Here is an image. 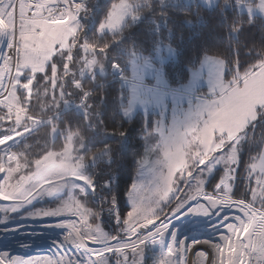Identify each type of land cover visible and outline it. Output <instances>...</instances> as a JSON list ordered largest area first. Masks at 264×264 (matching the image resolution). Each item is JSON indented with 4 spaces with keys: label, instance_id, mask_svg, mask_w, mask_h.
I'll return each mask as SVG.
<instances>
[{
    "label": "rangeland",
    "instance_id": "obj_1",
    "mask_svg": "<svg viewBox=\"0 0 264 264\" xmlns=\"http://www.w3.org/2000/svg\"><path fill=\"white\" fill-rule=\"evenodd\" d=\"M41 1L36 6H30L23 0H0V36L4 39L0 38L2 42L0 44V83L10 84L11 86L8 97L0 98V107L6 106L9 114H15L17 125H20L21 121L26 124L27 119L30 118L28 113L21 115L13 108L15 89L20 84L22 74L26 70L31 73L45 72L44 70L50 63L52 56L60 47L68 50L74 48L75 43H72V40L79 28L74 23L75 17L72 13V5L62 2V0H59V2L58 0ZM168 2L198 4L213 8L218 5L219 0H168ZM139 5L140 3L132 4L128 0L115 2L109 9L107 18L98 25L97 33L100 35H119L128 20L132 19L135 24H138L141 17L134 12ZM15 6L17 9H15ZM51 7H57L60 10L59 15L54 12L49 13ZM253 9L241 7V10L246 12H253ZM15 10L17 11L18 28L16 43L12 46ZM254 11H260L264 15V0L260 2V6L256 7ZM117 13L120 14L119 22L112 26ZM262 17L264 18V16ZM93 50L92 46H85L84 51L87 56L84 57L83 75L89 73L97 64L98 58L94 55ZM13 55L15 67L14 71L13 69L11 71ZM133 57L128 66L129 76H124L123 69L116 63L111 67V74L113 80L121 81L128 89V104L123 110L125 117L132 118L139 112L146 117L152 116L155 134L146 137L150 145L141 159L135 181L128 194V205L130 207L128 217H131L132 212L135 211L133 208L139 203L141 191L154 192L162 183L161 175L168 172L175 174L174 168L186 170L191 165L192 172H189L188 175L196 174H194L193 181L188 187L187 199H184L185 193L181 189L180 196H177L171 205L176 203L174 206L179 205L180 208H183L189 201H195L204 195L206 183L212 177L211 175L216 172V169L219 168H223L224 173L221 174V180L217 185V196L222 194V187L231 194L235 183L236 168H230V155H235L236 145H238L237 150H240V145L245 138L248 139L249 133L247 136V130L251 129V125L256 120V111L260 110L262 114L264 113V65L252 73L253 76H248V79L244 78V82L240 81L243 82L241 84L233 76L228 77L227 67L223 60L206 56L196 69L190 71V77L186 83L173 88L167 83L161 66L176 58L175 50L172 47L160 46L151 56L143 57L136 53ZM96 69L100 73H104L106 66L103 63L97 64ZM137 75L143 77V84L145 85L143 94L145 98L151 97L153 102L143 105L138 104L133 107L130 105V101L133 93L134 77ZM93 90L95 89L86 91L81 102L76 105L44 121L39 120L31 127L26 124L27 128L33 131L56 118H60L61 115L71 109L82 108L85 97ZM9 97L12 99H9ZM157 99L162 102L159 106L155 103ZM165 99L167 103H163ZM19 135L23 138L25 133H19ZM11 139L12 137L0 139V173H6L3 177V188L0 189V196L2 194L3 198H5V193L10 190L15 191L21 182L26 181L28 177L35 174L40 164H38L34 173L26 175L23 173L17 177L19 169L14 168L17 165L13 147L18 142L11 147H4ZM231 142L235 143L231 144L232 151L229 152L227 150ZM262 142L263 146L260 152L253 157V161L249 166L248 181L250 184L260 164L264 163V137ZM74 147L76 148L75 144ZM67 151L68 149L63 152L49 154L48 157L42 160L57 156L64 160L63 153ZM75 155L81 157L79 154L75 153ZM11 160H13L14 166L9 168L6 161L10 166ZM206 160L211 161V163L205 169H200L197 161L203 164ZM66 163L74 167L79 163V160L73 159ZM230 170L234 173L233 176L228 175ZM82 173L84 176H78L76 179L83 178L85 183L92 187L84 171V163ZM53 179L57 182H65L64 176H56ZM255 179L259 182V177H255ZM229 181H232V183L230 184ZM31 187L34 188L35 184ZM79 187V184L66 187L59 196L55 197L38 194L32 198L30 203L16 205L18 210H22L44 200L47 203L44 209L34 211L32 213L33 217H24L22 220L12 221L13 223L10 224L0 223V240L5 241L3 243L4 253L7 255L0 264H14L12 262L20 264L21 261H23V264H28L27 259L32 258L35 260L40 257H50L56 251L57 242L62 240L66 234L65 229L58 226L59 221L56 219L61 213L58 211L53 212L51 209L56 206L60 199H67L69 195L80 198V193L77 191ZM47 190L41 189L42 192ZM252 193V199L256 203V211L252 212V216L256 217L259 212L260 216L264 217V211L260 210V206L264 201L257 200L258 193L255 189L252 190ZM90 194L91 191L87 193L86 197ZM24 199L27 200V196ZM229 199H231L230 195ZM224 203H236V201L225 200ZM201 208L203 211L196 208V214L205 218L197 230L196 244L191 247L190 254L186 259L188 264H204V260L201 259L203 253L201 252L199 256H196V253L199 252L200 248L207 250L211 241V247L217 250L215 264H219L223 251L218 242L219 232L217 229L222 231L220 226L223 225V220H218L217 216L209 214L203 205H201ZM194 210L195 206L181 215L166 216L165 221L169 223V228L164 231H171L175 235V240H170L167 236L149 239L137 253L130 257L129 264H144V259H149L150 264H176V253H179L183 246L187 224ZM229 215L232 214L229 213ZM232 224L235 225L236 221L233 220ZM105 232L107 231L105 230ZM18 244L19 249L15 250ZM176 244H180L179 249L175 248ZM146 246L149 252L146 249L145 252L143 251ZM170 247L174 249L171 258L168 255ZM193 256H196V259L189 260V257L193 258ZM255 260L256 264H264V257L257 256Z\"/></svg>",
    "mask_w": 264,
    "mask_h": 264
},
{
    "label": "trees",
    "instance_id": "obj_2",
    "mask_svg": "<svg viewBox=\"0 0 264 264\" xmlns=\"http://www.w3.org/2000/svg\"><path fill=\"white\" fill-rule=\"evenodd\" d=\"M117 1L120 0H62L72 5V13L79 5L83 6L78 15L79 28L72 40L74 48L60 47L43 73L26 70L21 78L27 76L28 79L26 82L21 79L19 87L28 95L23 106L15 96L13 108L21 115H30L26 124L31 127L81 102L86 91L95 90L85 97L82 108L71 109L26 134L13 147V154L19 177V174L34 173L42 159L65 151L67 144L73 142L76 154L84 158V171L91 185L92 182L95 185L94 192L82 202L95 212L99 225L123 239L126 217L130 213L128 194L150 145L146 137L155 134V127L152 116L146 117L139 112L132 118L125 117L123 110L128 104V89L121 81L113 80L112 65H120L123 75L129 76L128 66L134 54L151 56L160 46H170L176 58L161 66L171 87L186 83L190 71L206 56L223 60L228 77L233 76L241 83L264 65V18L241 10V7L256 8L259 0H219L213 8L174 4L168 0H128L132 4L140 3L134 13L141 21L135 24L132 19L128 20L119 35L98 34V25L107 18L109 9ZM86 45L94 49L97 64L106 66L104 73H100L95 64L89 73L82 74ZM79 84L81 87L76 88ZM255 118L236 159L234 188L241 201L253 190L248 181L249 166L263 146L264 113L257 110ZM73 137L78 139L74 141ZM6 164L9 168L14 166L13 160L10 166L7 161ZM223 173V168L216 169L204 188L205 199L213 208ZM3 181L0 179V189ZM0 199H3L2 194ZM7 203L0 204V223L3 224L33 217L34 211L47 206L44 200L18 210L16 205ZM175 204L165 208V217ZM204 218L196 214L195 208L185 231L186 244L183 242L176 264H183L190 254ZM145 249L149 252L147 246L144 252ZM144 261L150 264L149 259Z\"/></svg>",
    "mask_w": 264,
    "mask_h": 264
},
{
    "label": "snow or ice",
    "instance_id": "obj_3",
    "mask_svg": "<svg viewBox=\"0 0 264 264\" xmlns=\"http://www.w3.org/2000/svg\"><path fill=\"white\" fill-rule=\"evenodd\" d=\"M81 7L79 5L73 14L75 17L74 23L78 26V15ZM59 11V9H54V13L57 15H59ZM119 19L120 14L117 13L112 26L118 23ZM21 79L26 82L28 77L24 76ZM75 87L80 88L81 84ZM144 88L143 77L139 75L134 77L131 106L153 102L151 97L145 98ZM9 90H11L10 84L0 83V94H2L0 98L8 97ZM27 95L28 93L24 89L19 86L16 87L15 96L21 106H23ZM62 97L63 95L61 99ZM9 99L12 98L9 97ZM155 103L159 106L162 102L157 99ZM163 103H167V100L165 99ZM28 108L30 111V103ZM30 131L31 129L27 128L24 121H21L20 125L16 124L15 114H9L8 107H0V139L12 137L4 147L8 148L19 142L21 139L19 133H25L26 135ZM77 139L78 137H73L74 141ZM234 143H230L227 151H232L231 144ZM67 149L68 151L63 153L64 160H61L59 156L42 160L35 174L28 177L26 181L21 182L15 191L10 190L4 194L5 198L0 199V204H4V202H8L6 205L27 204L38 194L55 197L59 196L66 187H72L74 184L80 186L77 189L80 198L69 195L67 199H60L56 206L51 209L53 212L58 211L61 213L56 219L59 221L58 226L65 229L66 233L63 239L57 242L56 251L50 257H40L35 260L32 258L27 259L28 264H129L130 257L137 253L149 239L167 236L170 240H175V235L171 231H164L169 228V223L165 221L164 210L176 200L177 196H180L181 189L185 193L184 199H187L188 187L193 181L194 174H196L188 175L189 172H192L191 165L186 170L174 168L175 174L168 172L161 175L162 183L154 192L141 191L139 203L133 208L135 211L132 212L131 217H126L127 227L122 242L120 237L105 232L99 226L95 212L82 202L89 191L94 192L95 185L92 182V187H89L83 178L76 179L78 176H84L82 173L84 158L75 155L76 148L73 143H68ZM237 149L238 145L235 148V155H230L231 169L236 168ZM73 159L79 160V163L74 167L66 163ZM210 163L211 161L208 160L203 164L197 161L200 169H205ZM0 174H2L0 179H3L6 175V173ZM228 175L233 176L234 173L230 170ZM56 176H64L65 182H57L53 179ZM255 177H259V182L256 181ZM88 179L90 180L89 177ZM229 183L231 184L232 181H229ZM33 184H35L34 188L31 187ZM251 185L258 193L257 200L264 201V163L260 164L259 169L254 174ZM42 188L48 190L42 192ZM221 193L215 200V208L205 199V196H207L205 191L204 195L195 201H189L183 208H180L179 205L171 207L166 215L169 217L172 215L178 216L194 206L203 211L201 208V205H203L209 214L217 216L218 220H223V225L220 226L222 231L217 229L219 232L218 242L223 251L219 264H256L255 257H264V217L260 216L259 212L256 217L252 216V212L256 211V203L252 199L253 193L249 190L247 197L242 202L240 196L236 195L234 187L231 194L225 191L223 187ZM229 195L231 199H229ZM25 196H27V200L24 199ZM225 200L236 201V203H224ZM230 204L231 206H229ZM260 210L264 211V202H262ZM229 213L232 215H229ZM233 220L236 221L235 225L232 224ZM4 242V240H0V244ZM184 243L186 244V242ZM195 244L194 241L193 246ZM179 247L180 244L175 245L176 249H179ZM173 251L174 249L170 247L168 251L170 258ZM201 252L203 253L201 259L204 260V264H215L217 250L211 247V241L207 250L200 248L196 256H199ZM196 256H193L192 259L195 260ZM176 259L178 262V252L176 253ZM20 264H23V261ZM185 264H188L187 259H185Z\"/></svg>",
    "mask_w": 264,
    "mask_h": 264
},
{
    "label": "bare ground",
    "instance_id": "obj_4",
    "mask_svg": "<svg viewBox=\"0 0 264 264\" xmlns=\"http://www.w3.org/2000/svg\"><path fill=\"white\" fill-rule=\"evenodd\" d=\"M13 54H14V52H13ZM11 63H12V66H13L11 68V71H12V69L14 71V67H15V64H14V55H13V57L11 59ZM30 247H32V246H30ZM4 249H5L4 244H0V262H2L7 257L6 253H4ZM18 249H19V244L17 245V247L15 248V250H18ZM189 260H193L192 257H189ZM12 263L17 264L15 262H12Z\"/></svg>",
    "mask_w": 264,
    "mask_h": 264
},
{
    "label": "water",
    "instance_id": "obj_5",
    "mask_svg": "<svg viewBox=\"0 0 264 264\" xmlns=\"http://www.w3.org/2000/svg\"><path fill=\"white\" fill-rule=\"evenodd\" d=\"M17 6V5H16ZM15 6V9H17V7ZM16 11V10H15ZM16 14H17V11L15 12V23H14V36H13V38H12V40H11V44H12V46H14L15 45V43H16V36H17V28H18V17L16 16ZM0 38H1V36H0ZM1 39H3V37L1 38ZM1 39H0V44L2 43L1 42ZM4 40V39H3ZM0 61H1V59H0Z\"/></svg>",
    "mask_w": 264,
    "mask_h": 264
},
{
    "label": "built area",
    "instance_id": "obj_6",
    "mask_svg": "<svg viewBox=\"0 0 264 264\" xmlns=\"http://www.w3.org/2000/svg\"><path fill=\"white\" fill-rule=\"evenodd\" d=\"M22 1V0H21ZM25 3H27L28 5H32V6H36L38 3H40L41 0H23ZM51 10H49L50 12H54V9H58L57 7H51Z\"/></svg>",
    "mask_w": 264,
    "mask_h": 264
},
{
    "label": "crops",
    "instance_id": "obj_7",
    "mask_svg": "<svg viewBox=\"0 0 264 264\" xmlns=\"http://www.w3.org/2000/svg\"><path fill=\"white\" fill-rule=\"evenodd\" d=\"M260 2H262V0H260ZM260 2H259V5L258 6H260ZM258 6H257V8H258ZM255 9V8H254ZM254 9H253V12H249L250 14H258V15H261V16H264L263 14H261V12L259 11H254Z\"/></svg>",
    "mask_w": 264,
    "mask_h": 264
}]
</instances>
